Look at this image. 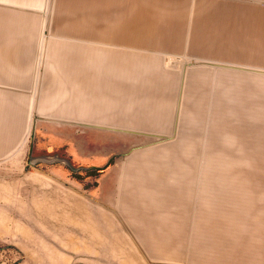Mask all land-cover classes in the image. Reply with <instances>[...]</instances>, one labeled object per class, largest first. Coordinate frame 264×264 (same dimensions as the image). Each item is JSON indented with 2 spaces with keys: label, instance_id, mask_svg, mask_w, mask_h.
<instances>
[{
  "label": "crops",
  "instance_id": "obj_1",
  "mask_svg": "<svg viewBox=\"0 0 264 264\" xmlns=\"http://www.w3.org/2000/svg\"><path fill=\"white\" fill-rule=\"evenodd\" d=\"M177 55L225 67L216 73L221 84L238 71L256 86L262 78L250 69L264 71V0H0V206L22 205L15 197L23 189L44 192L29 162L38 127L86 125L87 118L165 125L161 79L171 73L161 59ZM222 168L205 176L217 185L210 189L199 185L197 166L182 176L161 165V150L132 151L109 174L121 190L111 204L131 242L160 263L161 239L175 229L161 207L188 195L191 249L218 245L231 228Z\"/></svg>",
  "mask_w": 264,
  "mask_h": 264
},
{
  "label": "rangeland",
  "instance_id": "obj_2",
  "mask_svg": "<svg viewBox=\"0 0 264 264\" xmlns=\"http://www.w3.org/2000/svg\"><path fill=\"white\" fill-rule=\"evenodd\" d=\"M211 62L162 57L171 73L161 79L168 83L161 90L165 125H108V119L87 118L86 125L38 127L31 157L62 158L70 167L36 163L37 191L44 192L34 197L23 189L15 197L22 205L0 206V264H264V71L250 69L262 78L256 86L242 81L238 71L221 84L216 73L225 67ZM235 114L242 118L229 119ZM147 149L161 150V165L176 167L182 176L197 166L199 185L210 189L217 185L204 183L205 176L212 179L213 170L223 167L220 190L229 193L224 203L231 228L218 245L191 249L188 195L181 200L186 203L161 207V219L175 229L161 239L160 263L131 242L124 215L111 204L121 190L109 174L132 151ZM81 167L104 169L94 178Z\"/></svg>",
  "mask_w": 264,
  "mask_h": 264
},
{
  "label": "water",
  "instance_id": "obj_3",
  "mask_svg": "<svg viewBox=\"0 0 264 264\" xmlns=\"http://www.w3.org/2000/svg\"><path fill=\"white\" fill-rule=\"evenodd\" d=\"M54 161H59L65 165H67L68 167H70L69 162L65 159L62 158H58V157H47V156H42V157H31L29 159V162L31 164H36L39 162H44V163H53ZM83 169H87L88 167H81Z\"/></svg>",
  "mask_w": 264,
  "mask_h": 264
},
{
  "label": "trees",
  "instance_id": "obj_4",
  "mask_svg": "<svg viewBox=\"0 0 264 264\" xmlns=\"http://www.w3.org/2000/svg\"><path fill=\"white\" fill-rule=\"evenodd\" d=\"M111 161H108V164H110ZM104 168H99V167H88L87 169H85V175L86 176H91L94 178H97L102 172H103ZM75 177H77L79 179L78 176L75 175ZM81 178V177H80Z\"/></svg>",
  "mask_w": 264,
  "mask_h": 264
}]
</instances>
